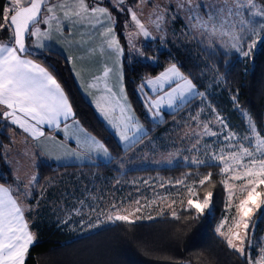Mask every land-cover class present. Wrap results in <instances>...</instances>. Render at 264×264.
Segmentation results:
<instances>
[{"label": "trees", "instance_id": "obj_1", "mask_svg": "<svg viewBox=\"0 0 264 264\" xmlns=\"http://www.w3.org/2000/svg\"><path fill=\"white\" fill-rule=\"evenodd\" d=\"M139 1L123 0L119 7L109 3L107 6L113 17L117 38L123 47L124 87L134 111L148 129L147 134L172 117L184 118L185 115L194 114L199 108L198 99L202 92L207 105L224 116L231 128H240V108L247 112L256 131L264 134V42L260 40L251 55L239 56L234 51L227 52L219 47L204 48L196 52L171 41L147 40L141 45L140 53L129 55L124 26L129 18L128 9ZM257 1L264 5V0ZM5 2L6 0H0V23H3ZM260 33L264 37V30ZM11 39V30H0V40ZM28 55L51 71L62 85L74 116L113 155L108 163L54 164L39 159L35 165L37 178L30 189L32 198L37 197L47 180L56 181L68 177L73 183L77 182L75 175L81 170H96L105 178L117 174L123 181L132 180L148 186L158 184L159 179L169 180L171 186L192 184L195 186L194 199L202 201L208 192H212V198L209 207L199 215L195 209L182 207L175 211L179 219L168 211L155 214L152 219L140 215L139 219L130 218L133 223L113 220L82 234L71 229L72 225L69 223H53L40 217L49 223H36L39 237L29 246L24 264H247L246 257L229 248L226 240L215 231L225 202L223 175L217 163L193 167L178 161L166 166L119 171L114 166L123 163L128 149L123 150L117 144L85 100L64 56L51 49L32 51ZM172 64L193 82L200 94L176 111L165 113L164 120L155 123L147 115L137 88L143 78L155 76ZM211 71L218 77V87L210 85ZM10 129L0 119V183L12 185L13 175L2 154L3 148L11 143ZM209 173L210 179L202 186L200 180ZM123 188H119V194ZM249 223L254 227L249 229L245 248L250 237L260 243L264 235V209L256 211ZM262 246L264 248V239Z\"/></svg>", "mask_w": 264, "mask_h": 264}, {"label": "rangeland", "instance_id": "obj_2", "mask_svg": "<svg viewBox=\"0 0 264 264\" xmlns=\"http://www.w3.org/2000/svg\"><path fill=\"white\" fill-rule=\"evenodd\" d=\"M66 0L71 6L73 3ZM118 0H85V3L89 6V9L93 7H105L108 9L107 3L119 7ZM62 0H51V4H59ZM219 3V0H193V4H200L201 7L191 10V7L186 3V0H140L136 5L128 9L129 18L125 21L124 33L127 44V53L129 55H135L140 53L141 45L147 40H158L160 42L171 41L183 47L198 52L204 48L219 47L227 52L234 51L239 56H244L243 52L249 50V45L253 41H257L256 46L252 48L255 50L260 38L262 37L260 31V25L264 24V17L252 16L248 10L241 9V15L233 17L234 23L239 24L240 20L251 21L252 23L244 25V31L240 33L243 37L240 48L238 51L231 47L232 41L227 37L211 36L208 31L204 28H196L193 25L196 23L194 19H190L193 15H200L207 19L208 9L204 8V5H213ZM9 4V0H6L5 6ZM257 7H261L262 4L256 0ZM183 5V6H181ZM5 10V8H4ZM61 10V9H57ZM68 11H74L72 7L66 9ZM109 10V9H108ZM65 10H61L64 13ZM252 11H255L253 9ZM110 12V10H109ZM132 12H135L137 19L144 26V28L150 33L149 36L145 37L135 21L132 20ZM47 13L43 10V15ZM111 13V12H110ZM89 19L93 22L98 17L101 22H105L106 27L110 26L107 18L103 20V16L96 14L92 16L90 12L86 14ZM112 16V14H111ZM162 16L161 20L157 17ZM73 20L80 21L82 17L75 15L71 16ZM87 18V17H86ZM113 20V17H112ZM159 25V27L157 26ZM83 26H89L83 24ZM111 28L113 24L111 23ZM255 28L258 34H254L252 29ZM114 31V30H113ZM166 36H176L175 39H166ZM159 37V38H156ZM161 38V39H160ZM200 52V51H199ZM250 53V55H251ZM142 54V53H141ZM143 59L145 57H142ZM217 85L218 77L214 72L211 71L210 85ZM199 108L194 114L185 115L184 118L177 116L172 117L169 120V130L166 131L164 137L158 138L156 141L149 142L141 146L142 152L137 153L138 156L144 159H150L149 157H160V163L158 165L166 166L171 165L175 162L181 161L183 164L190 165L193 167L204 165V164H215L217 163L221 169L223 164L215 159L222 153L227 156L230 152L238 150L239 145L250 146L253 150L256 147L257 137L264 140V134L256 131L253 132V122L247 112L243 109H238L239 115V129H233L228 125V122L224 116L216 112L214 109L207 105L204 92L199 96L198 99ZM220 117L223 123L217 120ZM207 125L210 132H217L218 135L212 136L205 134L204 126ZM255 127V126H254ZM229 133L234 134L233 138L226 140L225 136ZM195 145V147H193ZM25 149L22 148L19 153L12 159L26 155ZM260 154L257 153V156ZM194 161H204V163H195ZM141 161L127 162L124 159L121 165H115L119 171L124 172L131 169L133 165H139ZM17 171V181L11 185L13 190L19 194L22 202L26 201V198L30 194L28 187L31 186L36 180V172H33L31 166L24 162L22 165H15ZM138 167V166H137ZM220 169V171H221ZM223 181L227 180L231 186L232 196L229 199V190L225 188V202L223 205V214L216 224L215 231L224 222V227L221 231L227 232L228 228L233 224V218L236 217V205L239 200L243 198L246 193H240L239 188L245 183L243 180H233L231 173H224ZM77 182L73 183L68 177L65 179H59L56 181L47 180L40 189L36 198H32L31 194L27 200V215L31 225L36 228V223L43 221L40 217L58 221L60 223H69L73 225L77 223L79 226V232L83 233V229L87 227V222L90 221V227L97 228L94 226L91 220L93 218L106 219L109 214L114 213L110 211V203L113 204L111 198L120 195L119 186L124 183H131L130 181L119 180L118 175L115 174L109 178H105L104 175H100L98 171H84L75 175ZM157 182L162 190L156 194V197H152L153 201L159 203L154 210L150 211V216L155 214H161L163 212H173L180 208L188 207V199H194V196H190L189 188L195 192V186L192 184L171 186L169 180L159 179ZM91 185H104V188L108 185L107 193L103 190L93 189L92 192L88 191ZM87 188V189H85ZM105 190V189H104ZM257 191L264 192V185L260 186ZM123 190L121 193H124ZM23 193V194H22ZM155 196V195H154ZM143 198V197H141ZM195 200V199H194ZM259 202V199L258 201ZM25 204V202H24ZM108 206L107 208H105ZM128 210L133 213L130 218L140 217L141 211H136L138 205L129 204ZM264 209V205L260 209H254L252 215L258 211ZM128 212L120 213L127 214ZM250 222V221H249ZM84 229V230H85ZM252 232V230H251ZM225 239V238H224ZM264 235L260 239V243H257L252 237L248 239L246 246V252L250 255L253 260L259 258L260 249L263 248ZM249 241L250 246H249Z\"/></svg>", "mask_w": 264, "mask_h": 264}, {"label": "crops", "instance_id": "obj_3", "mask_svg": "<svg viewBox=\"0 0 264 264\" xmlns=\"http://www.w3.org/2000/svg\"><path fill=\"white\" fill-rule=\"evenodd\" d=\"M69 2L74 3V0H70ZM49 15L50 14L45 13L41 22L35 25V28H38L41 33H46V35H41L39 38L28 35L27 45L29 49L31 51L51 49L64 56L70 67L73 79L85 100L91 105L97 117L112 134L117 144L123 150L128 149L124 154L127 162L132 161L133 159L134 162L141 161V164L133 165L131 169L146 166H162L158 165L161 164L159 162L161 159L160 157L151 156L149 157L150 159H144L138 156L137 153L143 151L141 146L144 144L156 141L160 137H164L166 131L168 132L169 130L168 122L170 120L154 129L150 134H147L148 129L138 118L124 87L122 69L123 47L117 38L114 25L112 29L114 30L116 40L119 42V47L122 49L120 53H117L115 48H110L108 46V41L111 39V36L105 35V33L107 29L111 27L110 22V26L106 27L105 22L100 23L98 17L93 22V20L91 21L86 14H84L82 19L78 22L73 20L71 16L66 18L61 10H56V19H52L49 26V24L43 22V18ZM105 19L106 18L103 16V20ZM83 24L89 26H83ZM166 37V39L176 38V36ZM0 44L14 46L13 39L0 40ZM18 54L22 59L30 60L34 64L45 69L61 86L64 95L67 97L60 82L46 66L34 60L28 55V53ZM172 65L166 66L155 76L143 78L139 82L137 88L138 95L142 100L147 115L151 121L155 123L162 122L165 118V113L176 111L181 105L200 94L193 82L183 75L178 68L180 76H173L170 80L162 81L159 84L149 85L147 83L148 80H155ZM106 71L107 75H105ZM181 77H183V79ZM185 79L191 81L194 86L193 91L183 95L178 91L173 94L172 101L169 103L167 93L172 92V90L179 85H183ZM108 89H111V92H109ZM161 97H164V100L158 106L154 107L152 102ZM67 100L71 106L68 97ZM98 104L100 107H97ZM101 109H103V111ZM5 110H7L6 107L0 105V119L11 127L9 131L11 143L3 148L2 154L5 157V163L11 171L14 181L18 180L16 175L17 173H20L17 171L15 165H22L24 162L31 166L33 172H36L35 165L39 159L50 161L54 164H86L108 163L113 158V155L103 142L89 132L74 116L72 106L70 115L65 116L61 114L58 117L59 126L48 123L37 124L30 118L24 117L27 121L28 130L13 123L11 117H4L2 113ZM17 115L23 116L21 113H17ZM129 117H131V119H129ZM175 118H177V116H175ZM32 125H34L37 130L35 135H33V130L31 128ZM122 131H126V134L129 137L127 140L121 138ZM41 132L43 135L39 134ZM98 145H103V147L107 149V154H105ZM22 148H24L28 154L14 159L13 162L12 159ZM160 185L161 184L158 183L150 184V186H148L139 182L121 184L119 188L123 186L124 188L122 191L124 190L125 192L111 198L113 204L110 203V205H108L110 206V211L115 212L116 209H121V213L130 212L127 206L133 203L138 205L141 215H151L148 213L154 210V208L160 203L153 201L152 198L156 197L158 195L156 193L162 190L163 187H160ZM0 186L8 188V194L18 201L24 215V221L28 224V230L33 234L34 241L37 240L39 232L34 225H31L27 215V200L30 194L26 198V201L24 200V204V202L21 201L19 194L13 190L11 185L0 183ZM31 186L27 189L29 193ZM107 187L104 188V185H91L87 188H89L88 191L91 192L93 189H97L103 190V192L105 191L107 193ZM137 201H139V204L136 203ZM113 205L116 206V209H113ZM49 220V222L60 223L55 220ZM43 221L49 223L46 220ZM43 221H40L39 223ZM111 221L113 220L106 221V219L102 218H93L91 220L92 223H95L93 225L97 228ZM89 223L90 221L87 222L86 229L84 228L85 230H82L83 233L96 229H92V227L89 226ZM71 229H75L76 233L82 234L78 231L79 226L77 223H74L71 226Z\"/></svg>", "mask_w": 264, "mask_h": 264}, {"label": "snow or ice", "instance_id": "obj_4", "mask_svg": "<svg viewBox=\"0 0 264 264\" xmlns=\"http://www.w3.org/2000/svg\"><path fill=\"white\" fill-rule=\"evenodd\" d=\"M118 3H123V0H118ZM186 3L194 11L200 8V4H193V0H186ZM183 6V5H181ZM72 7L74 11H68ZM208 9L207 19L200 15H193L190 19H194L196 23L193 27L204 28L211 36L227 37L232 41L231 47L238 51L241 50L240 45L243 37L240 35L244 31V25L252 23L251 21L240 20L239 24L234 23L232 18L241 15V9H247L252 16L264 17V5L257 7L256 0H219V3L213 5H204ZM65 10L64 16L70 17L75 15L83 17L84 14L96 16L100 14L107 18L110 23H114L111 13L105 7H93L85 3V0H74L70 6L66 0H62L59 4H49L48 0H9V4L5 7L3 13V23H0V30L8 28L13 32L14 46L0 44V105L6 107L3 111L4 117H11L12 122L20 125V127L28 130L27 121L24 117L30 118L37 124H56L59 126L58 117L63 114L65 116L71 114V106L68 103L67 97L64 95L61 86L57 81L39 65L34 64L30 60L22 59L18 53L26 51L25 36H36L39 38L41 33L38 28H35L37 23L41 22L42 9L46 10L47 17L43 18V22L49 24L52 19H56L57 9ZM255 9V11H252ZM163 17L158 16L161 20ZM132 20L135 21L141 33L147 37L150 33L137 19L135 12H132ZM159 27V25H157ZM260 29L264 30V24L260 25ZM254 34H258L256 29H252ZM105 35H110L108 41L110 48H115L117 53L122 49L119 47V42L116 40L115 33L109 27ZM261 42H264V37H261ZM257 41H253L249 45V50L244 51V56H249ZM107 75V71L105 72ZM173 76H180L176 65H172L164 73H161L155 80H148L149 85L159 84L162 81H168ZM183 79V77H181ZM194 89L190 80L185 79L183 85L174 88L172 92L167 93L169 103L172 101L173 94L180 92L181 95L190 93ZM111 92V89H108ZM164 97L153 101V106H158ZM97 107H100L98 104ZM10 110V111H9ZM103 111V109H101ZM23 114V116L17 115ZM131 119V117H129ZM217 120L223 123L220 117ZM33 135L36 134L35 126H31ZM205 134L216 136L217 132H210L208 126H204ZM253 132L255 127L253 126ZM43 135V133H39ZM234 134L229 133L225 136L226 140L233 138ZM121 138L127 140L129 137L126 131L121 132ZM107 154V149L103 145H98ZM195 147V145L193 146ZM257 153L260 155L257 156ZM217 161L223 164L221 169L224 173H231L233 180H243L245 183L238 189L240 193H246L239 203L236 205V217L233 218V224L227 232L221 231L224 227V222L217 228V232L223 236L229 248L237 251L247 259V264H264V248L260 249L259 258L253 260L248 255L245 248V241L248 238L251 220L254 209H260L264 205V192L257 189L264 185V140L257 137L256 147L253 150L250 146L239 145L238 150L230 152L227 156L223 153L215 157ZM195 163H204V161H194ZM211 173L200 180L203 186L205 181L209 180ZM178 183H181L178 181ZM225 188L229 190V199H231V186L227 180L222 181ZM9 189L0 186V264H24L25 255L29 246L34 242L33 234L28 230V224L24 221L22 209L16 199H13L8 194ZM190 196H195V192L189 188ZM212 198V192H208L202 201L199 199H188V208L195 209L196 213L202 214L209 207ZM259 199V202H257ZM139 204V201L136 202ZM116 209V206H112ZM140 209L137 208L136 211ZM121 209H116L112 214L108 215L109 220L124 221L133 223L130 219L133 213L120 214ZM126 211V210H125ZM172 216L179 219L175 211ZM140 217H136L139 219ZM152 219L151 216L147 217ZM249 241V246H250Z\"/></svg>", "mask_w": 264, "mask_h": 264}, {"label": "water", "instance_id": "obj_5", "mask_svg": "<svg viewBox=\"0 0 264 264\" xmlns=\"http://www.w3.org/2000/svg\"><path fill=\"white\" fill-rule=\"evenodd\" d=\"M51 0H48V3H50ZM44 9H42V12H43ZM42 14V13H41ZM12 32V31H11ZM12 36H13V32H12ZM27 36H25V48H26V51L21 53V54H26V53H31L32 51L29 49L28 45H27ZM13 43H14V39H13Z\"/></svg>", "mask_w": 264, "mask_h": 264}]
</instances>
